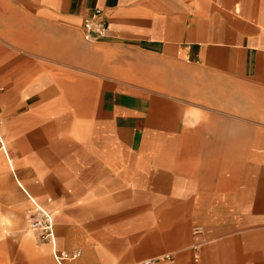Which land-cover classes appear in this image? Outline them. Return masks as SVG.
I'll return each instance as SVG.
<instances>
[{
  "label": "crops",
  "instance_id": "1",
  "mask_svg": "<svg viewBox=\"0 0 264 264\" xmlns=\"http://www.w3.org/2000/svg\"><path fill=\"white\" fill-rule=\"evenodd\" d=\"M1 115L0 229L34 199L64 264H264V0H0Z\"/></svg>",
  "mask_w": 264,
  "mask_h": 264
},
{
  "label": "built area",
  "instance_id": "2",
  "mask_svg": "<svg viewBox=\"0 0 264 264\" xmlns=\"http://www.w3.org/2000/svg\"><path fill=\"white\" fill-rule=\"evenodd\" d=\"M83 30L85 38L92 40L98 36L104 35L109 27L108 20L104 17L103 9L101 7H95L91 13L83 21ZM0 147L3 146L2 134L0 132ZM36 206V212L30 216L29 227L30 229L44 242H50L53 247V256L58 264H64L67 259H74L78 257L79 252L68 253L66 251H59L56 242V230H55V219L53 214L47 209L37 205L32 199ZM196 235L202 233L201 227L194 229ZM198 259V256H195ZM136 264H155L154 260L142 261Z\"/></svg>",
  "mask_w": 264,
  "mask_h": 264
},
{
  "label": "rangeland",
  "instance_id": "3",
  "mask_svg": "<svg viewBox=\"0 0 264 264\" xmlns=\"http://www.w3.org/2000/svg\"><path fill=\"white\" fill-rule=\"evenodd\" d=\"M4 121H5L4 117L1 115L0 116V132L2 135H3V127L2 126L4 124ZM0 153H1V151H0ZM51 213H53V215L55 216V219L57 221L59 218V214L55 211L51 212ZM29 215H30L29 213L26 215V218L23 221V224L21 227L0 229V242L2 243L3 248H4L3 242L5 240H13V241H15L14 243H13V241L9 242V243H5L6 244L5 246H8L10 248L12 246V248L14 247V249H15L16 248V242L27 233L33 234V236L36 237V240L38 243L44 242L30 229V227H29V219H30ZM11 217H13V216H11ZM77 252L80 253L81 251H77ZM82 257H83V254L81 253L80 257L77 258L76 260H73L72 262H77ZM24 258H25V260L21 261V262H24L25 264H29L30 260H31L30 255L27 253ZM33 258H34V256H33ZM52 261H53V264H56L54 262L53 258H52ZM0 264H21V263H20L18 258L14 259V256H13L11 251H7V250L3 249L0 252ZM38 264H45V263H44V261H38ZM83 264H94L93 253L91 250L86 254V257L84 256Z\"/></svg>",
  "mask_w": 264,
  "mask_h": 264
},
{
  "label": "bare ground",
  "instance_id": "4",
  "mask_svg": "<svg viewBox=\"0 0 264 264\" xmlns=\"http://www.w3.org/2000/svg\"><path fill=\"white\" fill-rule=\"evenodd\" d=\"M3 139V138H2ZM3 146L4 147H0L4 152H6V149H5V145L3 144ZM34 200V199H33ZM35 201V200H34ZM37 203V202H36ZM37 205H39L38 203H37ZM39 206H41V205H39ZM42 207V206H41ZM44 208V207H43Z\"/></svg>",
  "mask_w": 264,
  "mask_h": 264
}]
</instances>
